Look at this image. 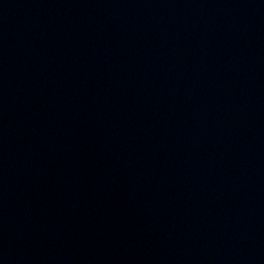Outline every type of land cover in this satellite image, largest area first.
Listing matches in <instances>:
<instances>
[{
	"label": "water",
	"instance_id": "obj_1",
	"mask_svg": "<svg viewBox=\"0 0 264 264\" xmlns=\"http://www.w3.org/2000/svg\"><path fill=\"white\" fill-rule=\"evenodd\" d=\"M0 264H264V0H0Z\"/></svg>",
	"mask_w": 264,
	"mask_h": 264
}]
</instances>
